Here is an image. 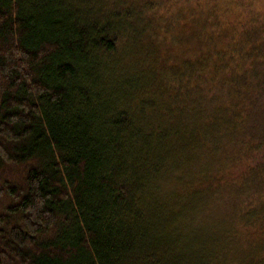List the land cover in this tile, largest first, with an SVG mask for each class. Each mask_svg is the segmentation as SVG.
I'll list each match as a JSON object with an SVG mask.
<instances>
[{
  "label": "trees",
  "instance_id": "16d2710c",
  "mask_svg": "<svg viewBox=\"0 0 264 264\" xmlns=\"http://www.w3.org/2000/svg\"><path fill=\"white\" fill-rule=\"evenodd\" d=\"M263 104L264 0H0V264H264Z\"/></svg>",
  "mask_w": 264,
  "mask_h": 264
},
{
  "label": "rangeland",
  "instance_id": "374dc122",
  "mask_svg": "<svg viewBox=\"0 0 264 264\" xmlns=\"http://www.w3.org/2000/svg\"><path fill=\"white\" fill-rule=\"evenodd\" d=\"M104 2L106 3V1ZM123 44H124V52H128L130 43L129 42L127 43L126 41ZM124 62L125 61H123V65H125ZM218 90H219L218 88L214 89L213 91L210 90L209 93L206 94V99L204 101V103L205 102L207 103L205 104L202 103V106L205 109H206L205 106L210 107V113H209L210 115L211 114L214 115L216 113L217 107L222 102V99H224L225 96V93L219 94ZM215 94L217 95L214 96ZM259 109L260 107H258L256 111L257 114H255L254 117L252 116L253 118L251 119V121L254 120L255 122L251 125L249 131H251V129L253 130V132H259L264 130V122H260L261 121L260 118H262L260 116L262 115V113H264V108L260 110ZM176 114L178 115V113ZM256 115H257V119H255ZM245 137L246 136H241L240 138L237 139L236 137L233 138L234 141L229 145L230 147L227 150V152L229 151L228 159L226 160L227 164L230 163L231 159H237L241 162L242 159H244L245 161H247V163H251V164L256 163L255 160L262 161V158H264V149L253 150L249 154H247V152L245 151L246 148L242 146V141H241L242 139L245 140ZM232 168H233L232 169L233 174H236L237 171H239V168L235 167V165H233ZM261 172L262 171L259 170L248 171V173L246 172L247 174L244 177L245 183L243 187L245 190L242 193L251 192L252 190H256V189H264V186L261 185V182L257 183L254 186H251L252 188H248V184L251 185L253 182L257 181L258 175H260ZM236 190H237L236 188L233 189L232 186L229 185V186L221 187L215 191H210L208 195L202 198V200L199 203V206L197 207L198 211L194 214V217L191 218L192 220V221L190 220L191 227L197 229L205 228V227L209 229L212 228L214 229L217 225H219L218 227H220L226 224L225 221L228 218L232 219V217H234V213L232 212L234 211V205L236 204V202L243 199L244 194L239 195L238 192H236Z\"/></svg>",
  "mask_w": 264,
  "mask_h": 264
}]
</instances>
